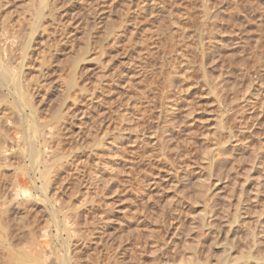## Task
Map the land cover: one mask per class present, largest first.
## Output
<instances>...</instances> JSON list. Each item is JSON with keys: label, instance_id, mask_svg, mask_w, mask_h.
Returning <instances> with one entry per match:
<instances>
[{"label": "rangeland", "instance_id": "1", "mask_svg": "<svg viewBox=\"0 0 264 264\" xmlns=\"http://www.w3.org/2000/svg\"><path fill=\"white\" fill-rule=\"evenodd\" d=\"M0 4L8 30L21 32L4 42L14 58L30 41L23 85L34 93L38 126L16 94L0 95V132L44 153L36 129L49 122L47 131L62 130L53 149L64 158L47 202L34 189L44 168L32 172L29 147L13 166L2 163L0 264L29 247L35 253L30 231L57 236L64 218L52 210L72 203L86 213L71 223L77 264H264V188L257 202L251 197L264 177V156L253 160L264 151V0ZM19 162L35 186L14 172ZM12 185L32 186L40 199L15 214L20 199H5ZM54 236L40 241L65 254L67 236Z\"/></svg>", "mask_w": 264, "mask_h": 264}, {"label": "bare ground", "instance_id": "2", "mask_svg": "<svg viewBox=\"0 0 264 264\" xmlns=\"http://www.w3.org/2000/svg\"><path fill=\"white\" fill-rule=\"evenodd\" d=\"M0 2H1V0H0ZM1 5H3V4H0V7H1ZM1 9V8H0ZM238 11V10H237ZM36 18H39V17H36ZM7 26H9V24H7V22H5L4 20H1V18H0V95H1V97L2 98H7L8 96H9V94H16V96H18V100L19 101H16L17 102V104H18V106L20 105V104H23L22 102H24L25 103V106L26 107H28L29 109H30V111H31V114L30 115H28L29 116V118H28V120H31L33 123H34V125H35V127H38L37 126V121H35V115H36V109L34 108V103H33V97L32 96H34V93L32 92H30L31 93V95H30V93H28V89H24V85H23V82H24V76H23V69H25L26 68V66H27V61L29 60V58H31V56H29V52L27 51L28 50V46H30V41H26V39H28V38H26L25 39V41H24V43H23V46H25L24 48L25 49H21V50H23V53L21 54V57H20V59L18 58V59H16V58H14V56H13V54H12V52L11 51H9V50H12V46H10V47H12L11 49H7V47H9L8 45L7 46H5V44H4V42L5 43H7L8 42V40H14V42H15V39H13V38H16L15 36H17L18 34V31L20 30H14V29H11V30H8V28H7ZM12 27V26H11ZM10 28V27H9ZM14 28V27H13ZM18 29V28H17ZM34 31V30H33ZM20 32V31H19ZM21 33V32H20ZM19 33V34H20ZM19 37V36H18ZM7 41V42H6ZM10 41V42H11ZM10 42H8V43H10ZM4 44V45H3ZM16 44V43H15ZM21 44H22V42H21ZM29 44V45H28ZM256 44H257V42H256ZM263 44V43H262ZM259 45V44H258ZM261 45V44H260ZM257 46V45H256ZM9 47V48H10ZM260 47V46H259ZM20 49V48H19ZM17 60H19V61H17ZM42 60H44V59H42ZM13 61V63L15 62L16 63V65H13V66H15V68H13L12 70H10V66H9V64L11 63ZM41 62V61H40ZM44 62V61H43ZM42 62V63H43ZM12 64V63H11ZM10 64V65H11ZM12 66V67H13ZM14 70V71H13ZM260 70V69H259ZM25 73V72H24ZM76 73V72H75ZM28 85V84H27ZM27 87V86H26ZM4 90H6V91H8V93L6 94V93H4ZM5 91V92H6ZM30 96L32 97V98H30ZM31 99V100H30ZM15 102V103H16ZM13 107V106H12ZM35 109V110H34ZM5 111V110H4ZM190 112V111H189ZM5 114V113H4ZM16 114V113H15ZM190 114H192L191 112L189 113V115ZM191 116V115H190ZM4 117H6V116H4ZM57 117V116H56ZM55 117V118H56ZM23 117L22 116H19V119H20V121L22 122V123H26L27 121H24L25 119H22ZM7 119V118H6ZM18 119V120H19ZM1 120V119H0ZM6 123H7V121H6ZM21 123V124H22ZM40 123V122H39ZM43 126L42 127V129H41V127H40V129H36V132L38 133V137L37 138H35V139H38L39 141H40V143L42 144V146L43 147H45L46 149H45V152L44 153H41V151L38 149V150H35V148H34V144H33V142H32V144L34 145H31V146H33V148H31V146H27L26 144V146L27 147H29V151H30V155H31V166H32V172H35L36 171V169H37V167H38V169H40V168H44L43 170H39V172L38 171H36V175H37V173H39L40 174V180H42L43 181V186L42 187H34V189H36V190H38L39 189V193H41L42 192V196L44 195V198L42 199V200H39L40 199V197L37 195V196H34V193H32V189H30L32 186H35V184H36V181H37V179H35V178H33V177H31L29 174H28V172H29V168H24V167H22L21 166V164H20V162L18 163V164H16V167H15V171L14 172H18V171H20L21 173H22V175H23V177H24V179H29L31 182H32V184H34V185H32L30 188H27V186H26V188H22V187H19V186H15V185H12L10 188L11 189H9V191L11 192L10 193V195L8 196V197H5V199H6V201H8V200H10L11 198H12V200L14 199L13 197H15L16 196V198L18 197L19 199H20V201H19V203H15L16 205H15V209H14V211L13 212H15V214H19L20 212H21V210L24 208V206L25 205H27V204H31V203H33L34 201H43V202H47V193H45L47 190H48V188L50 187V186H52V183L54 182L53 181V178H54V176L56 175L55 173H57L56 171H55V173H54V169H56L58 166H61L62 165V161L64 160V158L62 157V154L63 153H61L60 151H59V153L57 152L58 151V147H55V148H57V151L55 150L54 151V149H53V146L54 145H58V144H55V142L57 143V141H58V143L60 142V138H61V131L62 130H60V129H58V128H56V127H54L53 129L51 128L50 130L48 129V131L46 130V128H48L49 126H50V123L49 122H42V124H40V126ZM58 125V124H57ZM23 127V126H22ZM20 128V127H19ZM61 128V127H60ZM63 128V127H62ZM8 129V128H7ZM1 131V130H0ZM4 133V132H3ZM3 133H1L0 132V170L2 169V163H4L5 164V162L8 160V166H13L12 164V160H13V157L14 156H17V158L18 157H21L22 158V156H25V150H27V148H26V146L25 145H23V148L21 149V146L19 147V145L17 144L16 145V143H14V141H13V139L12 138H10V136H8V135H6V134H3ZM10 135V134H9ZM18 135V134H17ZM17 135H15V136H17ZM142 136H145V134H143ZM71 137V136H70ZM27 138V137H26ZM19 139V138H18ZM34 139V140H35ZM26 140V139H25ZM137 139H135L134 140V142L136 141ZM163 140H164V138H163ZM171 140V139H170ZM16 141V140H15ZM161 141V140H160ZM165 141V140H164ZM237 141H239V140H237ZM18 142H20V141H18ZM36 142V141H35ZM153 142V140L151 139V143ZM170 142V141H169ZM150 143V144H151ZM20 144V143H19ZM154 144H155V142H154ZM239 144V143H238ZM22 145V144H21ZM15 146H17L18 148L17 149H14V147ZM226 147V146H225ZM235 147H237V146H235ZM16 148V147H15ZM26 148V149H25ZM264 148V147H263ZM21 149V150H20ZM60 150V149H59ZM57 152V153H56ZM214 152H215V150H210L208 153H207V155H206V164L208 165V166H210L211 167V162L213 163V161H212V158H213V154H214ZM42 155H43V157H42ZM44 156H47V159H45V160H47V161H44ZM262 156H264V151L261 153V156H259L258 157V159L256 158V159H253V160H260L259 158L260 157H262ZM255 157V156H254ZM62 158H63V160H62ZM66 158V157H65ZM71 159V158H70ZM5 161V162H4ZM12 161V162H11ZM71 161V160H70ZM37 162V163H36ZM48 162H50L49 164H47ZM12 163V164H11ZM68 163V162H67ZM6 164H7V162H6ZM69 164H70V162H69ZM72 164L74 165V163H71V166H72ZM35 165H37V167H34ZM62 167V166H61ZM60 167V168H61ZM53 171V172H52ZM261 171V170H260ZM56 178V177H55ZM54 178V179H55ZM13 179V178H12ZM28 180V181H29ZM27 181V182H28ZM252 181H254V180H252ZM30 183V182H29ZM202 187H206V185L205 184H200ZM55 186V185H54ZM264 186V177L262 178L261 176L259 177V179H255V181L253 182V189H252V194H251V197L253 198L252 200H254V202H257L258 201V198H259V196L261 195V191H262V189L264 188L263 187ZM209 189V188H208ZM41 191V192H40ZM207 191H209V190H207ZM206 192V191H205ZM205 192H203L202 193V191L199 193V196H201L202 195V197L204 198L205 197ZM44 193V194H43ZM39 199H38V198ZM11 200V201H12ZM14 200H16V199H14ZM14 200H13V202H14ZM10 201V202H11ZM16 202V201H15ZM49 202V201H48ZM12 203V202H11ZM244 203H246V202H244V200H240V204H244ZM10 204V203H9ZM73 204V203H72ZM68 205V204H66V205H68V206H65L64 208H63V206H62V208H60V209H53L52 211V215H56V216H61L62 215V217L64 218V220H60V221H58L57 222V236L55 235H52L51 236V231L49 230V229H46V230H44L43 232H40V234H38L37 236H36V233H38V232H34L33 233V231L31 232H29L30 233V235H31V239H32V241L30 242L31 244H29L28 246H31V247H33L34 249H35V253L34 254H31L29 251L31 250H29V248H28V250L27 251H25V247L23 248V249H21V250H24L25 251V254L22 252V254L19 256V254H18V252H17V255L18 256H15V255H13L12 253V255L10 256V258H9V260H10V264H77V256H76V249L74 250V251H76V252H74L73 253V251H72V249H71V245H72V243H71V241L73 240L72 238H73V233L75 232L74 230H76V228L75 229H73V224H74V222L72 221L73 220V218H75V219H77V220H79L80 221V219L83 217L84 219L83 220H85L86 219V213H84V212H82V207H83V205L80 207V206H78V208H77V206H75V205ZM11 206H12V204H10ZM9 205V206H10ZM33 205V204H32ZM8 206V207H9ZM28 206V205H27ZM20 207H22V208H20ZM12 208V207H11ZM30 208V207H29ZM29 208H27V209H29ZM85 208V207H84ZM9 209V208H8ZM7 209V210H8ZM7 210H6V212H4V213H8L7 212ZM12 210V209H11ZM30 210H32V209H29V211ZM246 210H247V208H246V206L245 205H243L242 207H240V208H237L236 210H235V213H234V215H235V217H236V219L237 218H241L243 215H245L246 213ZM9 211V210H8ZM25 211H27V210H25ZM84 211V210H83ZM10 212V211H9ZM87 212V211H86ZM47 213V212H46ZM75 214V215H74ZM200 218H199V222H198V224L199 225H197L195 228H196V230L198 231V232H202V228H203V222H204V216H199ZM65 218H68V220L69 221H67V220H65ZM77 220H76V223H77ZM82 220V221H83ZM67 221V222H66ZM81 221V222H82ZM73 222V224L71 225V223ZM205 226V225H204ZM259 229H260V227H259ZM262 229V228H261ZM262 232V231H261ZM264 232V231H263ZM9 236H10V234H8ZM29 235V236H30ZM250 235H252V236H254V240H253V246L255 247L256 245L257 246H259L260 245V241L257 239V237H258V232L256 233V232H250ZM60 237V238H62L63 236L65 237V236H67V239H64V241H63V244L67 247V251H65V254H62V255H59L60 253L57 251V250H55V246H54V248H52V247H50V249L47 251V249L45 248V246H44V243H41V241H40V239L42 240H50L52 237ZM5 238H3V239H7L6 237H7V235L6 236H4ZM259 238V237H258ZM13 239V238H12ZM26 239V238H25ZM72 239V240H71ZM30 240V239H29ZM28 240V241H29ZM2 242L4 241V240H1ZM2 242H1V245H2ZM7 242V241H6ZM5 242V243H6ZM27 242V241H26ZM51 242H53V241H51ZM7 243H10V242H7ZM71 243V244H70ZM262 243V242H261ZM11 244V243H10ZM53 244V243H52ZM51 244V245H52ZM256 244V245H255ZM6 245V244H5ZM8 245V244H7ZM23 245H26L27 246V244H23ZM50 245V246H51ZM8 248V247H7ZM12 249V248H11ZM14 249H15V247H14ZM66 249V248H65ZM16 250H17V248H16ZM16 250L14 251L15 253H16ZM20 250V249H19ZM20 250V251H21ZM79 252V251H78ZM14 253V254H15ZM79 256V255H78ZM82 259V258H81Z\"/></svg>", "mask_w": 264, "mask_h": 264}]
</instances>
